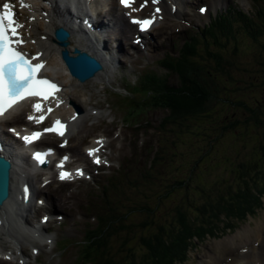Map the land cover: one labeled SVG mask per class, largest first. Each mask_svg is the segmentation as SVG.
<instances>
[{"label":"trees","instance_id":"16d2710c","mask_svg":"<svg viewBox=\"0 0 264 264\" xmlns=\"http://www.w3.org/2000/svg\"><path fill=\"white\" fill-rule=\"evenodd\" d=\"M218 69H220L219 65ZM180 71L185 87L178 88L176 90H179L178 92H173L166 98L162 97L157 103L147 102V104L155 108H167L176 117H201L202 114L205 117V114L210 110L212 105L215 104L214 102H216L217 94H214V92L211 91V86L213 85L215 87L217 80L216 75L212 76L213 73L207 72L205 67L202 69L199 65L192 63L188 64L186 61L181 62ZM174 94L176 95L175 98H173ZM262 100L263 99H260L254 102L250 100V96L241 95V101L243 103L247 102V106H240H243L246 109L248 107V110L252 112L251 115L253 116V119L250 118L244 122L236 119L234 125L231 126L232 131L235 134H242L247 137L252 132L257 131L259 136L257 144L260 147V150L259 152L254 153L256 157L252 159V161H254L252 164H250L249 161L245 164L246 167L243 165L239 167L236 165L235 168L233 167L234 172L239 176V184L238 188L234 189L231 193L230 212L241 208L247 209L250 204L258 203L259 198L256 197L257 192L262 191V188L264 189V131L263 129L259 130L257 127L261 123H264V110L260 109L259 106H256V104L261 103ZM233 104L239 105L236 102H233ZM141 110L145 111L144 113L146 114L149 111L147 109ZM223 110L224 112H228V107H223L222 111ZM221 117L222 113L218 114V118ZM220 137L224 138L222 135H220ZM221 141L222 140H218V145L216 147L212 144L211 148L206 151H198L201 150V148H198L194 154V159L189 163L190 175H186L189 176V178H187V185L190 184L187 191L190 193L191 183L193 187L199 186V188L202 189V192L206 193L204 189H208L209 187L206 185L209 184L208 177L211 173H214V170L212 169H210V173H206L207 167H209L208 165L211 164L215 168L222 166V164L218 165L220 158H211L208 160L211 152L214 153L215 150L217 152L223 150L222 153L229 151L228 146L219 144ZM204 163H206L204 169L200 168ZM184 183H180V186ZM171 191L172 189H169L164 197L168 196ZM191 197H193V195L190 196L189 194H186L185 198L190 202ZM208 197L209 196L207 195L204 197L203 194L202 202L199 204H193L192 202L186 205L184 202H180L178 206L177 204H173L174 208L170 207L171 202L168 203L167 208L176 211V214L171 213L175 224L172 223L170 218L171 222L168 224L163 223V220H145L144 216H142L143 220L138 222L131 221V223H128L127 216L123 217L122 222H120L121 220L116 219L114 215V220L108 222L106 230L100 233L97 237L99 243L97 250L91 247L92 249L89 250V253H86L85 256L88 257L89 255H93V258H96L95 262H98L97 264H120V262L121 264H125L121 261L123 259L120 258L121 254L118 255L116 252L111 251L110 253L109 251V243L111 238L117 234L116 229L117 223L119 222L123 224L125 223V228H129L130 230L132 228V233H140L138 238L139 242L142 244L143 248H147L148 250L147 254L145 253L144 255L132 251L135 250L134 247L136 246L133 239L131 242L134 245L131 247L129 246V256L127 257L129 260L127 259V264H166L167 261H170L174 256L183 251L184 247H186L187 243L191 241L190 239H192V237H204L209 231L218 225L217 219L225 214L224 208H227L226 206L230 203L229 197L222 195L221 193L216 199H209ZM187 206H190V208ZM194 213H196L195 216ZM142 247L140 248L142 249Z\"/></svg>","mask_w":264,"mask_h":264},{"label":"snow or ice","instance_id":"6c2138e0","mask_svg":"<svg viewBox=\"0 0 264 264\" xmlns=\"http://www.w3.org/2000/svg\"><path fill=\"white\" fill-rule=\"evenodd\" d=\"M120 3L126 9L130 10L129 14L141 10V8L135 7L136 0H120ZM152 3L158 4L159 0H152ZM146 4L147 0H145V3L142 4L141 7H145ZM21 6L24 8L29 7L23 3V0H21ZM160 11L161 10L157 7L152 18L143 20L133 18L131 22L139 25L140 31H147L154 24ZM23 27L24 25L19 23L16 19L11 4L6 2L2 8H0V117L4 116L16 104L29 97L37 96L46 100L49 95H53L55 92L61 90L56 83L46 78H37L39 70L44 67L43 63L33 65L31 60L26 58V54L16 50L17 46L24 43L23 38L19 35V29ZM31 59H39V54ZM33 111H42L41 105H33ZM47 111L51 113L52 109L48 108ZM28 119L30 121L35 119L37 123H42L45 116L41 115L36 118L30 115ZM64 128L65 125L60 120H56L53 126L44 129V132H55L57 135L63 136ZM43 134L42 132H34L31 136H24L23 140L26 144H31ZM97 143L102 145L103 141H97ZM98 151L99 148L90 149L89 155L93 156ZM50 154V150L48 153L36 152L33 158L40 164H44V157ZM67 159L68 157L63 158L64 161ZM94 162L99 164V157H97ZM57 167L63 169L64 163L61 162ZM76 174L83 175V172L77 170ZM71 175V173L61 171L59 178L63 181L70 178Z\"/></svg>","mask_w":264,"mask_h":264},{"label":"rangeland","instance_id":"374dc122","mask_svg":"<svg viewBox=\"0 0 264 264\" xmlns=\"http://www.w3.org/2000/svg\"><path fill=\"white\" fill-rule=\"evenodd\" d=\"M249 43V41H248ZM244 44H247V41H245V43L243 42L241 44V49L244 46ZM238 50V48L236 49V51ZM261 53L257 52L255 54V59L252 58L250 55L247 54V52H241L240 57L237 58L236 63H238V67L235 66V68H229L226 72V74L230 73L231 76L234 78L235 81H239L241 80V83L238 84L240 90H242V92L246 91L247 87H246V79L244 77H246V75L244 73L246 72H251L254 71L255 69H250L253 67H256V76L259 77L260 83L258 84V88L255 91V93L250 97V100L256 102L257 100L263 99L261 103L256 104V106L260 109L264 110V56H260ZM263 58V59H262ZM230 66H232V61H230ZM225 75V72H221V75ZM241 75H243L244 77H242ZM229 76V74H228ZM238 88V89H239ZM252 92H248V94H251ZM116 99V98H115ZM231 100H234L231 99ZM234 107H232L233 109ZM256 108V107H255ZM250 115H249V111L245 110V111H241L238 114V119L241 121H244L246 119H250ZM228 118V115H227ZM234 119V117L232 118ZM231 119V120H232ZM234 121V120H233ZM205 122V120L203 121ZM216 124H218V120L215 121ZM227 122V119H223L220 122V126L216 127V126H210V129L212 131V134L214 137L217 138V140H222L221 142H219V144L224 145V146H228L229 147V151L222 153L223 150H219L218 152L215 150V152L211 153L209 156L210 160L211 158H215V159H219L220 161L218 163L219 164H223V167L221 170H217V167H213L211 164H209L206 170V173L209 172L210 173V169L214 170V173H211V175L208 177V183L206 184L208 185V189H204L207 192H212L214 194L213 197H218V194L220 193V190L225 191V189L227 188L228 185L230 184H226V182L228 181H232L231 184H235L238 187L239 184V179H238V175H235L234 173V169L233 166H245L246 167V163L252 164L254 161H252V159L255 156V152H259L260 147L258 146L257 142L259 141V136H258V132H252L251 134L247 136H244L242 134H235L233 131L229 130V131H225V134L222 135L224 136V138H221L220 135L222 133L221 128L222 126H229L227 124H225ZM259 128V130L264 131V123H261L260 125L257 126ZM202 146H206L207 144L205 142H201L200 143ZM219 148V147H217ZM207 160V162H208ZM206 162V163H207ZM202 164L200 168L204 169L205 164ZM225 169V170H224ZM205 172V170H204ZM222 181V182H221ZM234 190V188L232 189ZM181 193H178L176 195H173L172 201L173 203H170V207L174 208L173 204H179L180 202H183L184 200V195ZM191 194L195 197L194 199V203L195 204H199L202 202V196H203V192L202 189L199 188V186L197 187H193L192 183H191ZM172 211V209H167V214H169ZM141 213H143V211H141ZM135 221H138V217L137 216H133ZM260 223H264V211L261 212L259 214V218L256 220L254 219V221H252V224L254 225H259ZM240 231V230H239ZM261 231V229H260ZM125 232V228H121L119 230L120 235H126ZM238 231L230 234L227 238H223L222 240H214L211 239L209 241H207V243L204 245L205 250L201 251V253H197L198 255H195L194 258V263L196 264H207V258H211L213 255V253L218 254L219 252V247L218 245L220 243H222L223 241H227L229 239H232L235 235H238ZM195 237V236H194ZM192 237V239L194 238ZM133 239H136L135 237H132ZM121 238L119 237H115L112 242H111V246L112 249L114 251H117L118 254H123L124 257L129 256V254H127V251H124V253L120 252V243ZM242 245H239L238 247H241ZM237 247V248H238ZM135 250H132L134 252H138L139 254H147L148 250L142 247V249L140 247L135 246L134 247Z\"/></svg>","mask_w":264,"mask_h":264},{"label":"bare ground","instance_id":"6f19581e","mask_svg":"<svg viewBox=\"0 0 264 264\" xmlns=\"http://www.w3.org/2000/svg\"><path fill=\"white\" fill-rule=\"evenodd\" d=\"M167 10L170 11L169 9H167ZM51 12L53 13V15L55 17H58V10H51ZM53 22H55L54 19H53ZM62 23L65 24L64 22H62ZM57 26L58 25H56V24L50 25L47 28L48 33L51 34L53 28L57 27ZM71 42H72L73 47H75V48H79V49H81L83 51L84 50H90V48L87 47L86 44L84 45L79 39L74 38ZM48 43H49L50 46L54 45L52 40H49ZM46 50L51 51V49H50V47L48 45L46 46ZM52 52L55 54V57L57 58V55H58L57 50H53ZM47 55H49V53H47ZM54 68L58 72H61L62 74H64V72H65L64 66L59 61L55 62ZM162 86L167 88V85H165V84H162ZM260 229L261 228H259V227H255V228H253V230H251V229L245 230V231H243L242 234H240L241 238H240V235H238V237L240 239L238 237H234V238L230 239L229 241H224V242L220 243L218 245V247H219L218 249H219L220 255H218V254L214 255V257H215L214 260L217 261V264H221L223 262L222 261L223 258L225 259V258H227L229 256H231V257L234 256L235 252L238 251L237 246H239V244H241V243L245 244L246 242H248L250 240H253L254 238H256V240H257L258 237L262 236V233H261L262 230L260 231ZM16 234L18 235V233H16ZM17 235L12 234V237L13 238H17ZM237 257L235 256V258H237ZM239 258L240 257H238V259Z\"/></svg>","mask_w":264,"mask_h":264}]
</instances>
